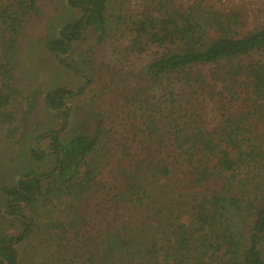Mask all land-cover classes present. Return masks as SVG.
Returning a JSON list of instances; mask_svg holds the SVG:
<instances>
[{"label":"trees","instance_id":"obj_1","mask_svg":"<svg viewBox=\"0 0 264 264\" xmlns=\"http://www.w3.org/2000/svg\"><path fill=\"white\" fill-rule=\"evenodd\" d=\"M109 1H66L81 16L47 42L56 61L72 68L60 54L86 31L108 41ZM244 2L151 0L84 86L48 92L56 163L0 187L22 228L0 234V264H264V0ZM40 16L0 0V130L36 105L15 73ZM73 97L94 126L63 142Z\"/></svg>","mask_w":264,"mask_h":264},{"label":"rangeland","instance_id":"obj_2","mask_svg":"<svg viewBox=\"0 0 264 264\" xmlns=\"http://www.w3.org/2000/svg\"><path fill=\"white\" fill-rule=\"evenodd\" d=\"M150 1L110 0L107 6L108 37L105 39L108 41L99 44L96 41V35L90 30L84 32V42L73 52L70 49L68 55L64 56L68 64L72 65V68H68L56 61L46 44L59 35L67 21L79 18L81 12L66 8V0H37L41 16L32 24L21 44L15 73L23 97H32L36 105L27 116L26 128L21 121H17L0 130V187L16 184L17 179L28 172L42 174L54 168L56 156L50 149L48 135H50V129L56 130L60 126V120L55 116L56 111L46 107L45 97L51 89L58 86H65L72 91H77L84 86L85 76L91 77L93 69L113 58L114 40L128 38L126 32L132 17H136L141 8L147 6ZM206 1L215 5L223 3V7L226 8L233 2L236 6L244 4V1L251 2V0H222V3L218 0ZM122 33H125L127 37ZM81 101V97H73L67 101V107L75 105L76 112L80 109L81 111L74 113L69 127L58 133L63 142L78 132L91 130L94 126L93 117L88 114L89 111H86L85 107L81 108L83 105ZM31 147L39 150L45 158L42 157L41 160L33 158L30 152ZM33 176L35 175L32 174ZM4 208L6 213V206L0 194V234H16L22 229L21 225L19 222L3 221L1 214L4 215ZM259 247L264 258V243Z\"/></svg>","mask_w":264,"mask_h":264},{"label":"water","instance_id":"obj_3","mask_svg":"<svg viewBox=\"0 0 264 264\" xmlns=\"http://www.w3.org/2000/svg\"><path fill=\"white\" fill-rule=\"evenodd\" d=\"M66 1H68V0H66ZM74 9H78V8H74ZM60 55H61V56H66V55H68V54H66V55L60 54ZM54 111H55V110H54ZM30 177H31V176H30ZM30 177H29V178H30ZM27 178H28V177H27ZM21 179H26V177H24V176L19 177V178L17 179V181H16V184H18V181L21 180ZM3 212H4V215H5V216H7V217H13L12 215H8V214L5 213V208H4ZM5 264H7V262H5Z\"/></svg>","mask_w":264,"mask_h":264}]
</instances>
